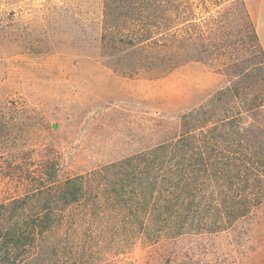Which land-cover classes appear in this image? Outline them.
<instances>
[{"label": "rangeland", "instance_id": "obj_1", "mask_svg": "<svg viewBox=\"0 0 264 264\" xmlns=\"http://www.w3.org/2000/svg\"><path fill=\"white\" fill-rule=\"evenodd\" d=\"M105 3L0 0V222L18 223L0 264H264V206L223 231L156 239L119 167L177 138L220 90L264 81L253 30L235 11L197 13L188 32L211 30L208 46L142 64L110 42Z\"/></svg>", "mask_w": 264, "mask_h": 264}, {"label": "trees", "instance_id": "obj_2", "mask_svg": "<svg viewBox=\"0 0 264 264\" xmlns=\"http://www.w3.org/2000/svg\"><path fill=\"white\" fill-rule=\"evenodd\" d=\"M246 1L106 0L105 17H116L109 40L139 51L142 64L179 58L190 40L209 45L211 30L194 35L188 27L197 13L218 8L217 14H241L259 44ZM180 130L177 138L119 163L127 207L143 217L144 230L157 226L156 239L215 233L264 206V81L220 90L183 114ZM15 224L0 222L7 256L18 248L10 242Z\"/></svg>", "mask_w": 264, "mask_h": 264}, {"label": "crops", "instance_id": "obj_3", "mask_svg": "<svg viewBox=\"0 0 264 264\" xmlns=\"http://www.w3.org/2000/svg\"><path fill=\"white\" fill-rule=\"evenodd\" d=\"M245 8L264 54V0H247Z\"/></svg>", "mask_w": 264, "mask_h": 264}]
</instances>
